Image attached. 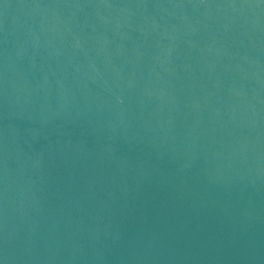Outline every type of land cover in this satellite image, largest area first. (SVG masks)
Here are the masks:
<instances>
[{
  "label": "water",
  "instance_id": "water-1",
  "mask_svg": "<svg viewBox=\"0 0 264 264\" xmlns=\"http://www.w3.org/2000/svg\"><path fill=\"white\" fill-rule=\"evenodd\" d=\"M0 264H264V0H0Z\"/></svg>",
  "mask_w": 264,
  "mask_h": 264
}]
</instances>
